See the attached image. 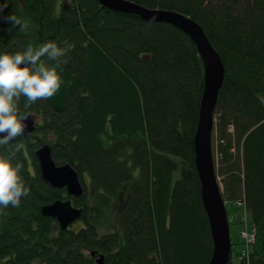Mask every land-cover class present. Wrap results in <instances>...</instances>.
Masks as SVG:
<instances>
[{
    "label": "trees",
    "instance_id": "obj_1",
    "mask_svg": "<svg viewBox=\"0 0 264 264\" xmlns=\"http://www.w3.org/2000/svg\"><path fill=\"white\" fill-rule=\"evenodd\" d=\"M130 1L189 16L219 54L213 161L223 200L241 203L256 232L247 256L235 259L231 249L227 264H264V0ZM6 2L3 15L15 14L24 27L0 20V54L48 41L71 47L57 93L19 104L39 122L17 138L30 194L0 216V264H96L92 252L104 255L103 264H207L212 241L193 148L203 65L190 37L97 0ZM43 144L56 164L77 172L80 197L42 179L34 151ZM122 191L116 226L100 232ZM57 199L81 208L66 230L40 212Z\"/></svg>",
    "mask_w": 264,
    "mask_h": 264
},
{
    "label": "water",
    "instance_id": "obj_2",
    "mask_svg": "<svg viewBox=\"0 0 264 264\" xmlns=\"http://www.w3.org/2000/svg\"><path fill=\"white\" fill-rule=\"evenodd\" d=\"M109 10L134 14L148 22L170 24L186 35L195 44L203 65V92L200 99L197 126L193 137L194 165L200 182L201 202L208 219L212 254L207 264H227L230 257L231 241L225 201L215 172L211 135L214 127L213 113L219 90L224 78V67L219 54L207 38L199 23L174 10L147 8L130 0H97ZM34 118L29 114L26 120L25 136L35 131ZM34 156L38 162L42 179L52 188H64L65 192L78 198L83 194V185L74 168L68 164H56L51 147L43 144L36 148ZM42 216L54 218L61 230L80 218L81 208L71 200L57 199L41 206ZM94 255V252L91 253ZM104 255L98 254L96 264H103Z\"/></svg>",
    "mask_w": 264,
    "mask_h": 264
},
{
    "label": "clouds",
    "instance_id": "obj_3",
    "mask_svg": "<svg viewBox=\"0 0 264 264\" xmlns=\"http://www.w3.org/2000/svg\"><path fill=\"white\" fill-rule=\"evenodd\" d=\"M7 7L6 0L0 3V20L23 28L15 14L3 15ZM63 45L48 41L35 49L29 45L23 52L0 54V149H8L0 151V216L7 215L4 209L9 206L20 207L21 199L30 194L22 176L24 165L17 159L24 148L17 138L25 136L29 117L19 109L21 98L34 104L57 93L63 83L57 70L68 63L61 58L71 47L67 41ZM46 61L54 63L49 65Z\"/></svg>",
    "mask_w": 264,
    "mask_h": 264
},
{
    "label": "rangeland",
    "instance_id": "obj_4",
    "mask_svg": "<svg viewBox=\"0 0 264 264\" xmlns=\"http://www.w3.org/2000/svg\"><path fill=\"white\" fill-rule=\"evenodd\" d=\"M59 3L64 2V0H58ZM36 124L39 122V120H34ZM40 124V123H39ZM213 132L211 135V142H212V137ZM234 152H235V157L234 161L238 162L240 158V149L239 147H234ZM219 157L217 156V153L215 154V162L218 163ZM216 172V169H215ZM217 174V172H216ZM218 177V182L221 187L222 191V183H221V177L217 174ZM126 194V191L121 192V200L120 198H117V200H113V205L112 207L108 208V211L105 214V217H103L99 223V230L100 232H106V231H111L113 228L116 226V213H117V207H119L121 201L123 200L124 196ZM225 208L228 216V222H229V234H230V241L232 242L231 249L233 250V255L235 259H240L241 257L247 256L244 254V249L246 248V245L244 244L243 237L241 235L242 231H246L248 233H251L254 227L250 224L249 222V215L246 212L244 206L241 203L238 202H226L225 203ZM76 222V221H75ZM74 222V223H75ZM255 230V229H254ZM256 234V233H255ZM248 251H250V246H247Z\"/></svg>",
    "mask_w": 264,
    "mask_h": 264
},
{
    "label": "built area",
    "instance_id": "obj_5",
    "mask_svg": "<svg viewBox=\"0 0 264 264\" xmlns=\"http://www.w3.org/2000/svg\"><path fill=\"white\" fill-rule=\"evenodd\" d=\"M255 230L253 229L251 233H248L246 231H242L241 235L243 237L244 243L246 245V248L244 249V254L247 255L248 254V249L247 246L251 245L252 243H254L255 238H256V234H255ZM244 256V255H242Z\"/></svg>",
    "mask_w": 264,
    "mask_h": 264
},
{
    "label": "flooded vegetation",
    "instance_id": "obj_6",
    "mask_svg": "<svg viewBox=\"0 0 264 264\" xmlns=\"http://www.w3.org/2000/svg\"><path fill=\"white\" fill-rule=\"evenodd\" d=\"M76 207H77V206H76ZM78 208H79V207H78ZM93 256H96V257H97V256H98V253H95ZM96 257H94V258H96Z\"/></svg>",
    "mask_w": 264,
    "mask_h": 264
}]
</instances>
